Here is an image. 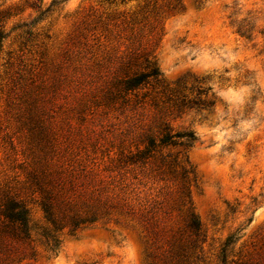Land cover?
Returning <instances> with one entry per match:
<instances>
[{
  "label": "rangeland",
  "instance_id": "rangeland-1",
  "mask_svg": "<svg viewBox=\"0 0 264 264\" xmlns=\"http://www.w3.org/2000/svg\"><path fill=\"white\" fill-rule=\"evenodd\" d=\"M52 2L0 0V189L49 155L99 174L132 215L37 264H264V0ZM145 61L159 77L121 91ZM183 96L201 105L178 111ZM166 131L196 140L122 162Z\"/></svg>",
  "mask_w": 264,
  "mask_h": 264
},
{
  "label": "trees",
  "instance_id": "trees-1",
  "mask_svg": "<svg viewBox=\"0 0 264 264\" xmlns=\"http://www.w3.org/2000/svg\"><path fill=\"white\" fill-rule=\"evenodd\" d=\"M38 5L41 0H31ZM64 0H53L56 6ZM48 11V9L46 10ZM239 37L248 39V33L240 22L236 27ZM4 35L0 32V43ZM147 72L135 74L119 82L121 91L129 92L148 79L156 80L158 70L145 61ZM264 101V100H263ZM198 100L188 101L184 96L177 102V109L199 107ZM191 132L171 134L166 131L156 145L149 140L147 146L135 154L126 156L124 164H144L153 157L156 147L178 146L188 149L195 142ZM39 143H49L41 136ZM165 158H161L163 163ZM24 180L14 186L0 189V264H37L40 259H54L63 237L75 235L111 220L118 222L125 204L111 195L103 178L92 171L53 161L49 155L37 158L33 167L25 169ZM30 205L41 213L39 222L33 221ZM185 227L199 237L201 226L189 208Z\"/></svg>",
  "mask_w": 264,
  "mask_h": 264
}]
</instances>
